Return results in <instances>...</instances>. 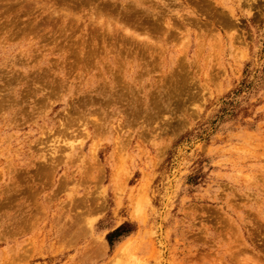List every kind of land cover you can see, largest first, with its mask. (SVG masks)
Masks as SVG:
<instances>
[{
  "label": "rangeland",
  "instance_id": "rangeland-1",
  "mask_svg": "<svg viewBox=\"0 0 264 264\" xmlns=\"http://www.w3.org/2000/svg\"><path fill=\"white\" fill-rule=\"evenodd\" d=\"M207 1L0 0V264H264V0Z\"/></svg>",
  "mask_w": 264,
  "mask_h": 264
},
{
  "label": "bare ground",
  "instance_id": "bare-ground-1",
  "mask_svg": "<svg viewBox=\"0 0 264 264\" xmlns=\"http://www.w3.org/2000/svg\"><path fill=\"white\" fill-rule=\"evenodd\" d=\"M208 2L210 3V0H208L207 3H208ZM207 5H208V4H207ZM209 5H210V4H209ZM211 7H212V5H211ZM204 8H205V7H204ZM212 8H214V7H212ZM212 10H213V9H212ZM215 10H216V9H215ZM219 10H220V9H219ZM221 11H223V10H221ZM221 11H220V12H221ZM204 12H205V11H204ZM204 12H203V13H204ZM218 12H219V11H217V13H218ZM220 12H219V13H220ZM137 13H138V12H137ZM139 13H141V12H139ZM192 13H193V12H192ZM201 13H202V12H201ZM132 14H135V13H132ZM204 14H205V13H204ZM207 14H208V17H209L210 14L208 13V11H207ZM207 14H206V15H207ZM129 15H130V13H129ZM199 15H200V14H199ZM222 15H223V14H222ZM133 16H134V15H133ZM201 16H202V15H201ZM220 16H221V14H220ZM220 16H219V17H220ZM124 17H125V16H124ZM141 17H142V16H141ZM205 17H206V16H205ZM210 17H211V16H210ZM212 17H213V16H212ZM223 17H224V16H223ZM226 17H227V16H226ZM226 17H224V19H225ZM133 18H134V17H133ZM155 18H156V17H155ZM158 18H159V17H158ZM138 19H139V18H138ZM148 19H149V18H148ZM152 19H153V18H152ZM194 19H195V18H194ZM194 19H193V20H194ZM196 19H197V18H196ZM196 19H195V22H196L197 20H199V19H197V20H196ZM227 19H228V18H227ZM128 20H130V19H128ZM132 20H133V19H132ZM132 20H131V21H132ZM136 20H137V19H136ZM159 20H160V19H159ZM182 20H183V19H182ZM213 20H214V18H213ZM218 20H220V19H218ZM146 21H147V19H146ZM165 21H166V20H165ZM203 21H204V20H203ZM227 21H228V20H227ZM227 21H226V24H227ZM167 22H168V21H166L165 23H167ZM198 22H199V21H197V24L200 23V22H199V23H198ZM205 22H206V21H205ZM216 22H219V21H216ZM223 22H225V21L222 20V23H223ZM128 23H129V21H128ZM163 23H164V22H163ZM172 23H173V22H172ZM176 23H177V22H176ZM176 23H175V24H176ZM207 23H208V22H206V24H207ZM220 23H221V22H220ZM137 24H138V23H137ZM142 24L144 25V23H142ZM161 24H162V23H161ZM173 24H174V23H173ZM162 25H164V24H162ZM199 25H201V23H200ZM223 25H224V24H223ZM227 25H228V24H227ZM227 25H226V26H227ZM137 26H138V25H137ZM148 26H149V25H148ZM155 26H157V25H155ZM202 26H203V25H202ZM208 26H209V25H208ZM231 26H232V25H231ZM153 27H154V26H153ZM170 27H171V26H170ZM136 28H137V27H136ZM139 28H140V30H141V28L143 29V26H142V27L139 26ZM145 28H146V27H145ZM161 28H163V27H161ZM127 29H128V27H127ZM154 29H156V28H154ZM159 29H160V28L158 27V29H157V31H156L155 33H157V32L159 33V32L161 31V30L159 31ZM205 29H206V28H205ZM125 30H126V29H125ZM129 30H130V29H129ZM151 30H152V28H151ZM167 30H168V29H167ZM126 31H127V30H126ZM153 31H155V30H153ZM153 31H151V32H153ZM163 31L165 32L166 30H163ZM163 31H162V32H163ZM164 32H163V33H164ZM167 32H168V31H167ZM167 32L164 33V34H167ZM169 32H170V30H169ZM171 32H172V31H171ZM174 32H175V31H174ZM163 33L160 32V34H163ZM170 34H172V33H170ZM152 41H153V40H152ZM140 45H141V44H140ZM146 48H147V47H146ZM90 49H91V48H90ZM93 49H94V48H93ZM141 49H142V48H141ZM90 51L92 52V50H90ZM94 51H95V49H94ZM131 51H132V50H131ZM93 54H94V53H93ZM87 56H88V55H87ZM166 76H167V75H166ZM166 76H165V77H166ZM168 76H169V75H168ZM171 79H172V78H171ZM166 80H169V79H166ZM165 82H166V81H165ZM167 82H168V81H167ZM11 93H12V92H11ZM92 98H93V97H92ZM2 99H3V98H2ZM20 100H21V99H20ZM3 101H4V100H3ZM0 102H1V100H0ZM89 102H90V101H89ZM0 106H2V104H1ZM23 109H24V108H23ZM3 110H4V109H3ZM0 111H1V110H0ZM22 111H23V110H22ZM25 189H26V188H25ZM23 190H24V189H23ZM0 192H1V191H0ZM23 192H25V191H23ZM21 193H22V192H21ZM10 195H11V194H10ZM17 195H19V194H17Z\"/></svg>",
  "mask_w": 264,
  "mask_h": 264
}]
</instances>
